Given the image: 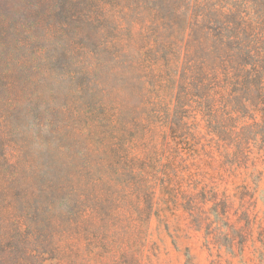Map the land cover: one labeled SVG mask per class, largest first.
Masks as SVG:
<instances>
[{"label": "trees", "instance_id": "1", "mask_svg": "<svg viewBox=\"0 0 264 264\" xmlns=\"http://www.w3.org/2000/svg\"><path fill=\"white\" fill-rule=\"evenodd\" d=\"M66 3L76 22L102 27L73 52L75 75L99 88L77 87L89 95L84 128L80 110L71 122L51 108L52 138L37 136L48 157L0 123V264H86L104 237L145 233L161 199L183 206L207 244L232 249L239 234L224 219L228 200L187 194L183 177L205 160L254 171L264 161V0Z\"/></svg>", "mask_w": 264, "mask_h": 264}, {"label": "rangeland", "instance_id": "2", "mask_svg": "<svg viewBox=\"0 0 264 264\" xmlns=\"http://www.w3.org/2000/svg\"><path fill=\"white\" fill-rule=\"evenodd\" d=\"M67 1L70 0H0V123L8 120V138L12 141L21 140L22 133L30 136L28 151L34 156L39 155V151L45 152V157L49 155L47 142L37 136L52 138L51 108L65 110V121L71 122V111L80 110L76 121L84 128L90 109L86 103L89 95L86 91L82 94L77 87L88 82L93 90L99 88L95 87L94 80L87 81L86 77L75 75L73 52L80 41L89 40L87 33H99L102 27L87 28L76 22ZM100 76V72L93 75ZM42 116H45L44 127L39 124ZM56 143L52 139V145ZM10 151L16 153L12 147ZM200 166L183 177L184 189L187 194L200 190L217 192L220 198L228 200V219H224L228 224L233 223L237 229L234 233L239 234L232 249L207 244L205 231L191 224L183 206L161 199L157 205L159 215L147 220L145 233L126 235L119 242L114 235L104 237L98 247L89 248L86 264L264 263L260 257L264 251V161L257 164L255 171L221 166L220 158L213 163L205 160ZM248 190L253 196H249ZM93 194L90 188V202ZM103 202L100 196V208L106 206ZM210 206L211 203L206 204L205 208ZM247 215L251 224H248ZM99 224L96 218L90 219L89 236L93 240V231ZM222 227L228 231L224 223ZM241 234L245 237L242 245ZM112 248L116 249L112 252ZM95 251L101 253L99 260L91 259Z\"/></svg>", "mask_w": 264, "mask_h": 264}]
</instances>
